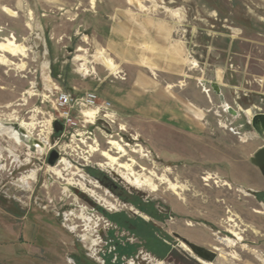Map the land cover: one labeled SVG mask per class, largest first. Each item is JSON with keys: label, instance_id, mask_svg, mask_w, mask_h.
Instances as JSON below:
<instances>
[{"label": "rangeland", "instance_id": "rangeland-1", "mask_svg": "<svg viewBox=\"0 0 264 264\" xmlns=\"http://www.w3.org/2000/svg\"><path fill=\"white\" fill-rule=\"evenodd\" d=\"M140 4L0 0V43L20 47L15 56L0 52V264H264V193L257 200L228 182L226 162L252 168L250 137L263 136L251 116L228 115L210 85L218 83L234 110L264 113V0ZM119 9L134 18L132 58L122 55L123 35L113 47L108 42ZM97 53L116 70L96 62ZM104 77L101 91L123 95L126 89L132 98L126 104L122 95L110 99L115 124L55 132V90H92ZM194 93L203 108L193 104ZM163 110L193 121L195 143L171 129L173 122L158 119ZM31 140L35 148L27 146ZM52 151L59 156L50 165ZM89 170L117 189L99 184ZM118 194L152 203L160 220ZM100 209L153 222L150 232L170 247L155 246L144 229L122 230ZM183 240L214 252L215 259L198 258Z\"/></svg>", "mask_w": 264, "mask_h": 264}, {"label": "crops", "instance_id": "crops-1", "mask_svg": "<svg viewBox=\"0 0 264 264\" xmlns=\"http://www.w3.org/2000/svg\"><path fill=\"white\" fill-rule=\"evenodd\" d=\"M118 11L123 12L125 15L123 16V14L122 13H118ZM121 18H123L124 20L121 21L120 20ZM113 19H112V21H113V23L115 25V31L113 32V29L112 28L110 29L109 36H108V42L111 45V47H113V44H115V42L117 40H119L120 37H122V39L125 42L124 53L122 55L125 57V59L132 58L134 56V52H133V48L131 50H129L128 40H129V37L131 35H132L131 40L134 37V33H133V24H134L133 19L134 18H133V16H131L129 14L128 11H126L124 9L123 10L119 9L114 14ZM117 35H118V37H117ZM120 35H123V36H120ZM260 35L263 38L262 40H264V32H261ZM133 63L134 62H128V61L125 60V64H127V65H131ZM49 73H50V76L49 75L48 76L52 78L51 72H49ZM127 74L128 73L126 71V75ZM57 77H59L58 74H56V78ZM104 80H106V77H104L102 79L100 78L99 82L96 84V86L92 90H82V91H80L75 85L71 86V90H73L75 92L78 91L79 93H82V92H85V91H96V92L100 91V93L99 92L98 93H99V95L102 98L108 99V100L112 99L114 101H118V98H119V96L122 95V93H120L118 95L114 91H112L110 93H105L104 91H101L100 86L102 85ZM115 84H116L115 81H110L109 88L110 89H114V88L117 89L115 87ZM130 87H132V86H130ZM117 91H119V90H117ZM221 91H222V89H221ZM127 92L128 91L125 89L124 94L122 95L124 97L123 99H124V103L125 104L129 102V101H127V99H129V98L132 99L131 97L128 96ZM175 97L176 96H172L173 99ZM191 98L192 97H190V96H185L184 97V101L189 103V104H191V102L194 100L193 104L199 105V106H201L203 108L204 105L202 104L203 103L202 100H200V98H198L195 93L193 95V100ZM152 101H153V103H156L158 105L165 104V102L160 101V100L159 101L152 100ZM152 101L150 100L149 103H152ZM130 102L132 103L131 100H130ZM252 108L255 109L256 108L255 105ZM237 109L238 110H236V111L238 112V114H239V112H242V113H245L244 115L246 117L250 116V115L247 114V111L244 112V110L241 109L240 107H238ZM158 115H159L158 119H160V120L162 119V120H166V121H169V122H173L172 123L173 126L170 127V128L174 129V130H179V133L181 131L180 136H182V139H188L189 142H192V143L194 142L195 143V140L191 141L190 137H192V136L195 137V135L192 132H194V128H196V126L194 125L193 121H191L189 118H187V116H185V115L181 116L180 114L176 115L175 111L171 112L169 110L168 111H164L163 110L162 113H161V111H158ZM239 115L236 116V117L239 118ZM238 127L242 128V124H238ZM187 132H188V134H187ZM231 132L233 133V131H231ZM234 134L235 133H233V135ZM250 138H251V140L255 141V144H253V146L251 147L250 151H249V149L247 150L248 155L250 156L249 160H251L252 156H254V154H256L258 152V150H260L261 148H264V137L261 138L258 135H254V136L252 135V137H250ZM194 150H196V149H194ZM243 153H244V150H243ZM226 162L228 164V168L230 167L229 170H228V176H227L228 177V182H230L232 185H235V186H237V187H239V188H241L243 190H246L247 192H250L252 194H263L264 193V175L261 173V171L257 167H254V165H253L254 168L253 167L252 168H249V167L245 168V167L240 166L239 164H236V163H230L229 161H226ZM228 182H226V183L229 185Z\"/></svg>", "mask_w": 264, "mask_h": 264}, {"label": "built area", "instance_id": "built-area-1", "mask_svg": "<svg viewBox=\"0 0 264 264\" xmlns=\"http://www.w3.org/2000/svg\"><path fill=\"white\" fill-rule=\"evenodd\" d=\"M53 98V107L58 112L56 119L65 132L76 131L86 125L95 126L98 121L111 126L118 119L111 101L100 97L96 91L75 94L55 90ZM87 111H93V116H86ZM231 131L238 134L237 131Z\"/></svg>", "mask_w": 264, "mask_h": 264}, {"label": "water", "instance_id": "water-1", "mask_svg": "<svg viewBox=\"0 0 264 264\" xmlns=\"http://www.w3.org/2000/svg\"><path fill=\"white\" fill-rule=\"evenodd\" d=\"M211 88L213 90V92L218 95L220 101L222 102V106L225 110V112L232 116V117H236L238 116V112L236 110H234L232 107H230L223 98V95L221 94V89L220 86L218 85V83L216 82H211ZM250 124L251 126L261 135L264 137V113H254L253 115H250ZM10 125L14 130H19L20 133H24L23 130H21L18 126V124H8ZM54 130L55 132H60L62 130V125L59 122H56L54 124ZM34 145H36V141L35 140H31L30 143L27 146H32L33 148ZM58 153L56 151H52L50 153L49 159H48V163L50 165H53L54 162L58 159ZM251 163L252 165H254L255 167H257L261 173L264 175V148H261L260 150H258V152L256 154H254V156L251 158ZM95 180L99 183L100 181L98 179L95 178ZM186 245L188 246V248L190 249V251L196 255L198 258L204 260V261H208V262H212L215 259V253L207 250L203 247L197 246L195 244L189 243L186 240H183Z\"/></svg>", "mask_w": 264, "mask_h": 264}, {"label": "trees", "instance_id": "trees-1", "mask_svg": "<svg viewBox=\"0 0 264 264\" xmlns=\"http://www.w3.org/2000/svg\"><path fill=\"white\" fill-rule=\"evenodd\" d=\"M51 75L53 78H56V73L51 72ZM89 173L94 178L97 177L96 173L93 170H89ZM258 195H261V194H258ZM126 202L130 203L132 206H135L137 210L146 214L150 218H152L154 220H160V216H159L157 210L155 209V207L152 203H143L140 199H138L134 195L128 196V199L126 200ZM100 212L104 215V217L106 219H108L112 223L116 224L120 228H126V230H128L130 233H132V232L137 233L139 230L144 229L146 231V233H145L146 237H147V239H149L148 241H152V243L155 246H158V247L162 248L163 250L168 249V247L164 243H162L161 240L154 237V234L152 232H150V230H153V229L155 230V228H156L155 224H153L152 222L151 223L144 222V220H142L141 218L129 220L125 213L124 214H113V215H111L102 209H100ZM148 236H149V238H148ZM117 247H119V245ZM129 250L131 251L132 247H130Z\"/></svg>", "mask_w": 264, "mask_h": 264}, {"label": "bare ground", "instance_id": "bare-ground-1", "mask_svg": "<svg viewBox=\"0 0 264 264\" xmlns=\"http://www.w3.org/2000/svg\"><path fill=\"white\" fill-rule=\"evenodd\" d=\"M128 2L133 6H141L140 4V0H128ZM153 6V5H152ZM155 8V5L152 7ZM152 10V9H151ZM4 11H6L9 15L14 16V12L10 11L9 9L5 8ZM20 47L15 45L13 42L8 41L7 43H0V52L3 53H8L11 54L12 56H15L16 52L18 51ZM20 52V51H19ZM2 60V59H1ZM95 61L99 62L100 64H102L103 66H105V68L111 72H114L116 70L114 63L110 60L107 59L106 57L102 56L101 53H97V55L95 56ZM86 116L92 117L93 116V111H87L86 112ZM109 145L112 146H116V148L118 150L121 149V147H119V145H117L115 142H109ZM101 155L109 160L112 163H115L116 159L113 158L108 152L106 151H102ZM31 180L35 179V174L32 173L30 176ZM209 179H211L210 177H206L203 179L204 182H207ZM225 186V185H224ZM64 191H68L69 190V185H67Z\"/></svg>", "mask_w": 264, "mask_h": 264}, {"label": "flooded vegetation", "instance_id": "flooded-vegetation-1", "mask_svg": "<svg viewBox=\"0 0 264 264\" xmlns=\"http://www.w3.org/2000/svg\"><path fill=\"white\" fill-rule=\"evenodd\" d=\"M96 179H98L99 181H100V183L102 184V185H105V186H108L111 190H115V189H117V187L115 186V185H112V186H110V185H108V183L106 182V178L105 177H103V178H101V177H96ZM118 196L120 197V199L122 200V201H124L125 203H127L126 202V200L128 199V196H122V194H118ZM257 196H259L258 194L257 195H255V197L257 198ZM257 200H258V198H257ZM128 204H130V203H128ZM131 205V204H130ZM101 213V212H100ZM102 214V213H101ZM126 214V213H125ZM103 215V214H102ZM104 216V215H103ZM126 216H127V218L129 219V220H131L132 218L130 217V216H128V214H126ZM137 219V218H136ZM142 219V218H141ZM153 223V222H152ZM114 224V223H113ZM154 224V223H153ZM122 230H125L126 232H128V233H130L128 230H126V228H122ZM157 238L159 239V240H161L162 241V243H164L167 247H170V245L166 242V240H164V239H162L161 237H159V236H157ZM164 257L162 256V258L161 259H163Z\"/></svg>", "mask_w": 264, "mask_h": 264}]
</instances>
